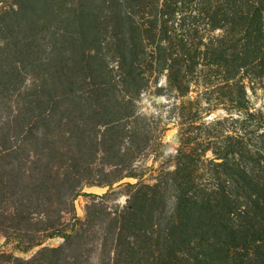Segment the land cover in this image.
Wrapping results in <instances>:
<instances>
[{
    "label": "trees",
    "instance_id": "obj_1",
    "mask_svg": "<svg viewBox=\"0 0 264 264\" xmlns=\"http://www.w3.org/2000/svg\"><path fill=\"white\" fill-rule=\"evenodd\" d=\"M261 95L264 0H0V264H264Z\"/></svg>",
    "mask_w": 264,
    "mask_h": 264
},
{
    "label": "rangeland",
    "instance_id": "obj_2",
    "mask_svg": "<svg viewBox=\"0 0 264 264\" xmlns=\"http://www.w3.org/2000/svg\"><path fill=\"white\" fill-rule=\"evenodd\" d=\"M257 107H260L263 109L264 111V95H261L257 101ZM225 114L224 110H217L213 113V116H222ZM165 141L168 143L169 145V149H174L177 145V128L171 126V128L167 131L166 136H165ZM87 192H92V193H102L104 190L100 189V188H86ZM89 197L85 196V195H81L78 197V199L75 202L76 205V214L79 217H83L84 216V210H85V206L86 203L88 202ZM122 201L124 202V197H122ZM61 242V238L60 237H53V238H49L47 239L44 244L45 245H57ZM4 247V239L0 238V247ZM10 247V246H8ZM37 249L34 248L31 251L27 252V253H20L24 256H29L32 252H34Z\"/></svg>",
    "mask_w": 264,
    "mask_h": 264
}]
</instances>
